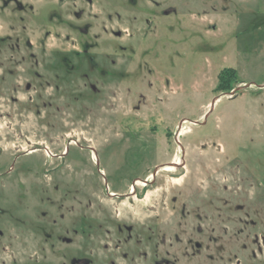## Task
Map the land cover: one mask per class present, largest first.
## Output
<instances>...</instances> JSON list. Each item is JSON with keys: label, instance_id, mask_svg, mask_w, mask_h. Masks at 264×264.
Returning a JSON list of instances; mask_svg holds the SVG:
<instances>
[{"label": "rangeland", "instance_id": "obj_1", "mask_svg": "<svg viewBox=\"0 0 264 264\" xmlns=\"http://www.w3.org/2000/svg\"><path fill=\"white\" fill-rule=\"evenodd\" d=\"M0 264H264V0H0Z\"/></svg>", "mask_w": 264, "mask_h": 264}, {"label": "trees", "instance_id": "obj_2", "mask_svg": "<svg viewBox=\"0 0 264 264\" xmlns=\"http://www.w3.org/2000/svg\"><path fill=\"white\" fill-rule=\"evenodd\" d=\"M226 72H228L227 75H226ZM224 73H225L226 77H224ZM231 76L234 77V70L233 69H228V70L223 71L221 73V76H220V83H219V85L220 86L221 85H228Z\"/></svg>", "mask_w": 264, "mask_h": 264}, {"label": "water", "instance_id": "obj_3", "mask_svg": "<svg viewBox=\"0 0 264 264\" xmlns=\"http://www.w3.org/2000/svg\"><path fill=\"white\" fill-rule=\"evenodd\" d=\"M217 99V98H216ZM215 99L211 102V108L214 105Z\"/></svg>", "mask_w": 264, "mask_h": 264}, {"label": "flooded vegetation", "instance_id": "obj_4", "mask_svg": "<svg viewBox=\"0 0 264 264\" xmlns=\"http://www.w3.org/2000/svg\"><path fill=\"white\" fill-rule=\"evenodd\" d=\"M176 164H178V162Z\"/></svg>", "mask_w": 264, "mask_h": 264}]
</instances>
